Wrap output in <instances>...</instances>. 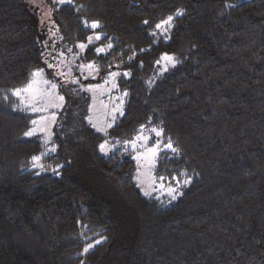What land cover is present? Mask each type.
<instances>
[{
	"label": "trees",
	"instance_id": "16d2710c",
	"mask_svg": "<svg viewBox=\"0 0 264 264\" xmlns=\"http://www.w3.org/2000/svg\"><path fill=\"white\" fill-rule=\"evenodd\" d=\"M46 5L50 43L26 0H0V264H264V0ZM92 33L102 37L80 60L98 77L61 82L54 152L41 156L40 136L25 135L36 114L13 91ZM163 55L175 61L165 70ZM114 70L129 74L117 79L127 95L101 134L87 122L80 83ZM146 127L177 149L160 151L154 167L157 181L177 188L175 200L143 195L132 158L99 149ZM34 156L58 167L37 169Z\"/></svg>",
	"mask_w": 264,
	"mask_h": 264
},
{
	"label": "rangeland",
	"instance_id": "374dc122",
	"mask_svg": "<svg viewBox=\"0 0 264 264\" xmlns=\"http://www.w3.org/2000/svg\"><path fill=\"white\" fill-rule=\"evenodd\" d=\"M27 3L34 8L39 14V21L42 23L41 27L43 28L44 39L47 43L53 41V35L55 33V27L50 17V10L46 5V0H26ZM67 0H65L66 2ZM51 3H59V0H49ZM61 4V3H59ZM46 30H45V29ZM98 33H92L89 37H93V41L91 44L96 43L98 40L95 39V36ZM100 37H102L101 34ZM81 44V43H79ZM77 44V45H79ZM87 46L88 38L84 42ZM75 52L72 53H59L52 58L51 61L46 64V71H43L41 77L36 78L37 83L33 84V88H39L40 92L37 95H33L31 91L29 92H21L20 96H16L19 100V104L28 110L29 112L35 113L36 118L34 121L36 123H32L31 128L28 132H32V135H39L43 142V151L41 156H48L52 154L54 151V145L52 142V129L58 117V113L61 111L63 107V101L59 100L61 96L58 91V87L61 82H68L73 79L76 80H95L99 74V68L93 62L82 63L80 60V53L83 51L79 47H77ZM107 44H99L96 46L98 48H104L105 53L109 48ZM95 49V50H96ZM52 53H49L47 56L51 59ZM163 55L162 57H164ZM161 57V68L163 70L166 69L167 63L168 65L172 64L169 61L162 59ZM170 57V56H169ZM92 63L96 66L98 71H94L89 74V70L78 68L79 65H87ZM170 63V64H169ZM49 65H53V67H49ZM165 68V69H164ZM161 70V71H163ZM46 72L49 74L47 75ZM66 73V75L62 76L60 73ZM83 72V75H82ZM111 73H116L117 75H111ZM73 74H76L73 77ZM124 74L123 71L114 70L110 73L106 74L102 77L101 80L97 82H83L80 83L81 89L86 92L90 97V106L89 113L87 116V122L99 133L105 134L108 129L113 125L114 121L118 116L122 114L123 104L126 95L123 92L117 90V79ZM87 77V78H85ZM94 77V78H93ZM51 81L57 85L56 88H51L50 85H46L43 81ZM107 81V82H106ZM90 89V90H88ZM39 101V102H38ZM35 109V110H34ZM155 129L160 132L158 128L146 127L142 128L140 132L132 139L118 141L115 139H104L101 144H106L107 154L111 155L114 152L120 151V153H127L128 156L132 158L135 162V172H134V182L137 187L141 191L143 195L145 193H150L149 195L155 197H165L167 199H172L168 194V189L170 187L177 188L173 185L166 184L162 181H157L154 177V167L158 159V154L153 159L150 153H147L146 148H151L155 144L159 143L160 151L169 150L165 148V143L163 141L162 135L156 136L152 131ZM161 133V132H160ZM31 135V136H32ZM138 135H143L145 137H149L146 146L142 145L141 141H136V148L133 150L130 144L126 142H130L136 140ZM100 144V145H101ZM159 151V152H160ZM121 157V154L118 155ZM43 161L38 162L43 165ZM43 167H48L50 170H55L58 165H52V163L44 164ZM40 169V167H35ZM174 195L176 194L173 193ZM147 196V195H146Z\"/></svg>",
	"mask_w": 264,
	"mask_h": 264
},
{
	"label": "snow or ice",
	"instance_id": "6c2138e0",
	"mask_svg": "<svg viewBox=\"0 0 264 264\" xmlns=\"http://www.w3.org/2000/svg\"><path fill=\"white\" fill-rule=\"evenodd\" d=\"M64 2H65V0H59V3H61V4L64 3ZM68 3H71V0H68ZM176 15L179 16V15H182V13L178 11V12L176 13ZM172 19H173V18H172L171 16H169L167 20L162 21L160 24H157V25H156V28H157V29H163V28H164V25H169V26H170V22H171ZM144 23L147 24L148 21H144ZM83 24H84V27H85V28L90 27L91 29H97V28L100 27V24H99L98 21H93V22H91L90 24H89V22L84 21ZM153 35H155V33H153ZM95 39H96V40L101 39L100 35L97 34V35L95 36ZM92 41H93V37H91V36L88 37V44H91ZM77 47H79L81 50H84V49L87 47V45L84 44V43H81V44L77 45ZM108 48H111V45H110V44L108 45ZM69 51H71V49H69ZM104 51H105L104 48H98V49H96L97 54H99V53H103ZM162 59H165V60L169 61L170 63H173V65H174V63H175L174 59H173L172 57L167 56V55H165L164 57H162ZM49 67H53V65H49ZM78 68L89 70V74H91V73L94 72V71H98V69H96V66H95L94 64H92V63H89V64H87V65H79ZM42 74H43V70H42V69H38V70L32 72V73H31V79H30L28 85H26L23 89H16V90H14V91H13V95L20 96L21 92H29V91H31V92L33 93L34 96L37 95V94L40 92V90H39V88H35V89H34V88H33V84H34V83H37V79H36V78L41 77ZM60 75L64 76V75H66V73L61 72ZM82 75H83V72H82ZM111 75H117V74H116V73H111ZM124 75L127 76V75H129V74H128V73H124ZM85 78H87V77H85ZM93 78H94V77H93ZM70 82H71V83H78V80L73 79V80H71ZM106 82H107V81H106ZM43 83L46 84V85H50L51 88H56V87H57V85L54 84V83H51V81H47V80H45V81H43ZM88 90H90V89H88ZM124 95H127V93H124ZM5 98L7 99V97H5ZM63 99H64L63 96H60V97H59V100L63 101ZM38 102H39V101H38ZM34 110H35V109H34ZM33 123H36V122L33 121ZM152 131L155 133L156 136H160V135H161V133L158 132V131H156L155 129H152ZM32 134H33V133H32L31 131L25 133L26 136H31ZM148 139H149V137H145V136H143V135H138L137 138H136V140H133V141H130V142H126V143L130 144L131 147L133 148V150H135V148H136V141H137V140L141 141L142 145H145V146H146ZM165 148L171 150L173 153H175V152L177 151V149L173 147V145H172L171 142H168V143L165 145ZM99 149H100L101 152L107 154V147H106V144H101V145H99ZM53 151H54V149H53ZM146 151H147V153H150L151 156H152V158L154 159L155 156H156V155L159 153V151H160L159 143L155 144V145H154L153 147H151V148H146ZM32 159H33V162H34V164H33L34 167H40V168H43V165L38 163V162L40 161V159H41L40 156H34ZM54 171H55V170H54ZM164 179H165L164 176H160V177H159V180H161V181H163ZM173 179L175 180V179H177V178H176V177H173ZM188 183H190V181H188V180H185V181H184V184H185V185H187ZM175 192H176V189H175V188L170 187V188L168 189V194L171 196V198H172L173 200L176 199V195L173 194V193H175ZM149 194H150V193H145V195H149ZM97 243H99V241H97ZM91 247H92V245L90 244V245H89V248H91ZM84 251L87 252V251H88V248L84 249Z\"/></svg>",
	"mask_w": 264,
	"mask_h": 264
}]
</instances>
